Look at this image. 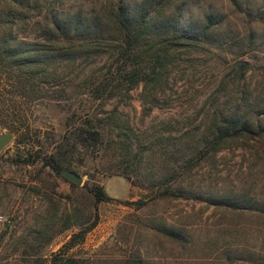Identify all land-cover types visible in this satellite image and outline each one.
I'll return each mask as SVG.
<instances>
[{
	"label": "rangeland",
	"instance_id": "1",
	"mask_svg": "<svg viewBox=\"0 0 264 264\" xmlns=\"http://www.w3.org/2000/svg\"><path fill=\"white\" fill-rule=\"evenodd\" d=\"M30 2L13 33L31 48H59L48 53L55 79L45 84L64 93L24 102L0 87V114L25 115L18 132L0 126L13 133L0 152L3 262L47 261L66 246L79 264H264V0H169L151 38L183 27L193 38L171 47L156 82H124L100 98L88 83L118 78L116 54L64 53L41 26L52 14L101 15L110 1ZM106 35L100 39L117 41ZM235 105L250 117L252 137L205 153L198 140L216 111ZM86 120L102 134L98 146L78 137ZM57 151L70 161L61 170L75 171L79 185L47 165ZM95 185L108 200L95 201Z\"/></svg>",
	"mask_w": 264,
	"mask_h": 264
},
{
	"label": "trees",
	"instance_id": "2",
	"mask_svg": "<svg viewBox=\"0 0 264 264\" xmlns=\"http://www.w3.org/2000/svg\"><path fill=\"white\" fill-rule=\"evenodd\" d=\"M108 1L110 6L101 15L89 16L81 12L52 14L49 16L48 24L46 23L44 28L41 26L49 42L62 40L63 46L60 48L64 53H75L80 47H84L97 54L102 51L116 54V62L121 65L118 78L112 74L107 78L97 77L96 80L88 83L90 85L88 93L96 98L113 95L120 90L119 87L124 82L128 87L136 86L141 81L144 84L156 82L161 71L167 68L171 58V47L177 44L186 45L193 38L190 29L185 27L178 32L172 29L173 31L161 38H151L149 33L153 27L154 17L161 14L169 0H143L138 6H132L125 0ZM3 4L7 8L4 11L0 10V29L5 33L0 40V87L10 97L15 96L24 102L42 100L48 92L51 96H61L64 93L63 89L50 87L49 91L45 84L55 79L53 71L55 69H48V53L54 56L53 53H57L59 48L57 46L50 47L49 50L40 47L31 48L27 40L19 41L18 36L13 33L16 20L21 19V14L26 13L27 8L32 5L30 0H0V7ZM154 28L164 30L165 26L157 25ZM111 31L118 35L115 37L117 41L110 42L106 37L100 39ZM13 40L15 42H12ZM33 45L36 44L33 43ZM9 101L12 100L7 99V102ZM13 115L0 114V126L9 127L18 132L25 115L20 112ZM241 115L239 105H235L232 112L228 114L216 111L213 122L198 140L205 144L207 149L205 153H215L225 142L231 143L240 137H252L250 132L242 130L246 128L251 131L250 117ZM85 123L86 128L78 135L79 139L87 146H98L102 141L100 130L91 121L86 120ZM261 132L264 134V128H261ZM190 160L189 158L188 161ZM46 163L56 171L69 168L70 165L66 155L60 151L52 153ZM90 191L96 202L109 199L100 185L93 186ZM94 224L95 222L92 226ZM74 244L73 236L67 247ZM64 248L53 254L47 261L34 260L30 257L24 261L26 264H79L80 261L67 255ZM0 264H5L1 257Z\"/></svg>",
	"mask_w": 264,
	"mask_h": 264
},
{
	"label": "water",
	"instance_id": "3",
	"mask_svg": "<svg viewBox=\"0 0 264 264\" xmlns=\"http://www.w3.org/2000/svg\"><path fill=\"white\" fill-rule=\"evenodd\" d=\"M245 132H250L246 128H242ZM13 133L11 131H4L0 133V152L2 149L12 140ZM60 174L67 179L69 182H72L76 185H79L81 183L82 178L72 170H61Z\"/></svg>",
	"mask_w": 264,
	"mask_h": 264
}]
</instances>
